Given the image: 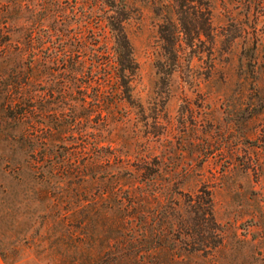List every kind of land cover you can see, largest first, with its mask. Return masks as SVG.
<instances>
[{
  "label": "rangeland",
  "instance_id": "1",
  "mask_svg": "<svg viewBox=\"0 0 264 264\" xmlns=\"http://www.w3.org/2000/svg\"><path fill=\"white\" fill-rule=\"evenodd\" d=\"M201 1L206 32L193 38L188 24L172 69L157 66L165 61L158 27L175 19L176 2L126 0L124 29L137 63L127 102L103 80L110 69L99 62L112 54V39L98 0H0L1 21L21 49L4 58L6 71L28 57L23 37L32 22L37 39L52 36L32 49L37 58L66 59V47L69 60H84L73 72L69 61L60 72L75 79L52 81L47 101L36 102L71 122L62 141L51 128L23 142L21 126L0 120V264L63 260L69 209L82 218L103 186L137 162H158L164 192L174 185L183 195L209 193L225 245L197 263L264 264V0ZM46 88L31 87L37 96ZM51 152L69 158L59 162ZM93 218H82L78 232L94 231Z\"/></svg>",
  "mask_w": 264,
  "mask_h": 264
},
{
  "label": "trees",
  "instance_id": "2",
  "mask_svg": "<svg viewBox=\"0 0 264 264\" xmlns=\"http://www.w3.org/2000/svg\"><path fill=\"white\" fill-rule=\"evenodd\" d=\"M173 1L178 6L174 12L175 19L165 18L158 27L165 61H157V66L166 62L172 69L177 60L179 36L189 34L190 23L193 38L199 37L206 32L204 25L207 20L203 17L201 0ZM193 1L196 5L189 6L188 2ZM98 4L112 39V54L106 62H99V65L104 68L108 65L110 69V72L103 73V80H112L115 84L114 93L121 100L130 102L131 82L137 70L133 49L124 29L130 10L126 0H98ZM1 11L2 4V14ZM37 27V22H32L25 30L23 41L30 48L28 57L17 60L6 71L4 58L21 49L19 39H10L11 29L0 18V120L11 119L14 124L21 126L19 137L23 142L30 143L38 129L51 128L56 132L54 137L62 141V134L72 125L71 122L64 120L62 110H54L51 108L53 105L49 106L47 102H36L38 98L47 101V95L53 92L50 86L52 81L59 83L60 80L75 79L60 72L66 69L69 61V70L73 72L84 60H69L70 54H66L69 51L66 47L63 49V54L68 56L66 59L59 58L56 53L37 58L38 53L32 49L42 48L47 39L52 37L50 33L37 39L33 33L39 29ZM53 30L58 31L55 27ZM58 36L56 34V38ZM40 82L46 83L47 88L37 96L36 90L31 87ZM74 117L71 121L75 120ZM67 155L51 152L49 157L62 162L69 158ZM132 167L124 165L117 172L112 185H104L100 193L91 199L94 200V206L82 218L89 223L93 216L95 221L98 220V227L94 231L89 228L78 232L82 223L81 213L78 215L76 209H69L73 224L66 228V235L61 234L65 238L67 257L56 259L54 264H199L195 259L212 256L224 247L223 229L214 219L208 192L200 190L194 195H183L174 185L164 192L159 181L158 162H137ZM83 233L85 239L81 238Z\"/></svg>",
  "mask_w": 264,
  "mask_h": 264
}]
</instances>
